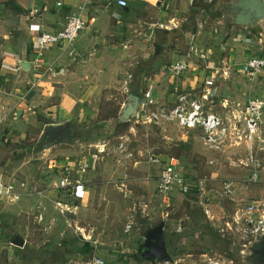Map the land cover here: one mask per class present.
<instances>
[{
	"label": "rangeland",
	"instance_id": "1",
	"mask_svg": "<svg viewBox=\"0 0 264 264\" xmlns=\"http://www.w3.org/2000/svg\"><path fill=\"white\" fill-rule=\"evenodd\" d=\"M178 2L176 0L175 4L180 6ZM220 2L216 0L210 4L202 1L200 8L204 9L201 11L190 6L188 0L185 11L175 15L179 21L177 26H174L175 21L170 22L176 28L166 31L163 29L168 26L169 16L161 19L160 9L147 8L142 13L143 18L159 23L155 27L143 23L145 33L149 26L154 29L153 36L146 34L149 37L146 38L144 35V41L150 39L145 41L149 56L143 58L138 53L144 54L142 45L137 51V63L126 65L124 73L113 86L106 88L97 98L88 100L96 105L97 119L90 126L77 128L73 143L47 146L40 141L45 124L60 121L58 111L53 107L60 100L58 91L38 92V97L44 98L45 102L40 104V112H34V109L30 111L36 118L35 122L32 120L33 124L24 122L13 128L8 121L0 125V174L4 179L18 180V186L23 193L25 191L21 201L10 205L2 213L0 264L22 263L16 259L14 239L17 236L25 241L24 246L29 249L72 248L66 262L56 261L52 264H89L96 253L110 264H146L147 259L142 258L140 253L147 242V234L161 224L169 236L175 238V233L180 234L175 248L185 245L188 251L223 253L236 264H264V259L251 260L249 253L243 256L233 253L241 248L238 237L229 244L221 241L216 233L199 230L215 222L207 215L197 194L183 196L173 192L165 197L157 189L159 169L167 162L177 160L191 179L208 178V193L213 195L215 191L212 188L218 189L222 180H243L247 175V169L238 160L244 156V151L234 147L210 150L199 130H183L168 122L157 124L130 119L126 122L128 125L123 126L120 121V112L132 88L138 89L139 94L144 96V91L152 84L154 105L166 107L175 104L179 93L190 91L196 96L202 93L204 81L211 70L207 67L212 60L209 58L213 53L211 50L220 48L225 42L224 34L228 24H231V19L223 16L224 5L217 7ZM216 7L221 9L219 17L215 16ZM216 18L217 21L219 18L223 20L222 23L217 22L219 28L215 24ZM202 21L206 23L200 27L198 23ZM263 26L264 21L258 24L260 28ZM197 27L203 28L199 38ZM246 31L249 36L253 35L254 30ZM191 45L195 46L193 50ZM173 47L183 56L186 55L189 63L187 70L179 75L172 72L176 61L169 50ZM165 49L168 52L165 53ZM221 51V59H225L227 51ZM162 54L165 55L156 63ZM145 68L147 70L144 72ZM235 72L240 76L239 71ZM188 73L197 74L194 80L191 79L195 82L194 86L180 84L179 80ZM221 79L217 83L222 94L213 96V102L208 103L220 114L224 112L220 99L225 98L230 90V84ZM126 80L129 81L128 90ZM237 83L239 90L247 88L245 78L240 76ZM258 87L254 86V92ZM120 135L127 139L132 157L118 161L119 157L113 151L104 155L98 152V148L105 143L117 144ZM213 158L216 163L209 164V159ZM85 160L89 161V168H84ZM83 171L87 172L93 186V192L84 203L75 201L69 189L60 187L63 177H69L72 181L75 175L80 177L78 174ZM53 188L58 190L54 196L51 195L50 205L45 201L44 194L35 195L45 189L51 192ZM262 197L264 182L256 183L249 189H238L235 195L236 202L244 203L248 198ZM220 202L223 207L217 205L216 200L209 207V213L216 216L235 213L236 206L229 199ZM42 212L45 218L39 222L36 216ZM180 224L183 229L177 232ZM257 241L260 243L261 239Z\"/></svg>",
	"mask_w": 264,
	"mask_h": 264
},
{
	"label": "crops",
	"instance_id": "2",
	"mask_svg": "<svg viewBox=\"0 0 264 264\" xmlns=\"http://www.w3.org/2000/svg\"><path fill=\"white\" fill-rule=\"evenodd\" d=\"M8 1L10 2L9 5L4 10H0V125L8 121L13 128L24 122L33 124L36 118L30 111L34 109V112H40L39 106L45 102L44 98L38 97V92L41 90H46L48 93L58 91L60 100L53 107L56 108L55 111H58L60 121L55 124L67 121L72 128L73 139L77 135V128L90 126L97 119L96 105L88 100L97 98L106 88L113 86L120 79L121 74L124 73L126 65L137 63L138 53L143 58L149 56L150 52H147L148 45L145 41H150V39L144 41V35L153 36L154 29L149 26L145 33L143 23L154 27L159 23L143 18L142 13L149 7L154 8V10L160 9L161 19L169 16L168 26L164 27L163 30H173L176 27H172L170 22L175 21L174 26H177L179 21L175 15L184 12L188 2V0H179L180 6H177L175 4L176 0H128L126 7H120L116 4H109L108 0ZM202 1L206 2L205 0H189V5H193L202 11L204 9L200 8ZM221 1L217 7H221L222 4L225 5L231 0H225V3L224 0ZM58 2H61V4L58 5ZM217 7L215 8V16L219 17L221 9H217ZM35 9H39L38 13L34 12ZM72 13H80L86 20V27L80 31L74 42V53L71 54L72 47L67 43L60 42L51 45L45 50L40 66L35 67L32 62L34 54L29 43L30 24L36 23L43 30L56 32L64 27L67 16ZM223 16L225 17V15ZM219 19L217 21L216 18V23L214 22L217 28H219L217 22H223L221 18ZM230 21L231 24H228L223 38L225 42L222 45L220 44V48H212L213 53L209 55L212 60L207 66L211 69H209L210 72H215L213 68L216 65L223 66L225 62L233 67L230 75L224 78V81L226 80L230 84V90L226 93L225 98L220 99L221 103L225 99L246 101L249 97L264 96V74L251 82L239 70L243 61L258 52L261 44L258 40L259 37H255L254 33L260 27L257 26L254 29L239 28L234 25L232 19ZM216 26L215 30L218 31ZM197 28L196 34L198 37L203 28ZM246 30H254L253 35L249 36ZM143 32L145 34H142ZM146 38L149 37L146 36ZM142 45L144 46V54L137 53ZM221 49L227 51L225 59H221ZM169 51L172 52L176 62L182 61L186 57V55L183 56L179 53L176 47ZM166 52H168L167 49H165ZM164 55L159 56L156 63ZM22 62L30 63L28 69L22 67ZM145 70L147 69L145 68L144 72ZM235 70L239 71L240 76L248 81L247 88L238 89L237 78L240 76L236 75ZM196 76L197 74L189 75L188 73L179 80L180 84L182 86H189L190 84L194 86L195 82L192 80ZM218 83L213 89L212 96L222 94ZM257 85L259 87L254 92L253 88ZM130 92L141 95L138 89L135 88H132ZM51 104L49 103V105ZM20 110L22 114L18 117ZM86 173L83 171L78 175L87 187V197L83 200L73 198L75 201L82 203L88 200L93 192L92 181ZM20 190L22 191L21 188ZM49 190H42L35 195L44 194L45 201H48L50 205L51 195L54 196L58 188H53L51 192ZM23 194L25 195V191ZM35 195L32 194L31 196L34 197ZM42 213L44 215V212ZM15 246L17 251L19 248V252H24L27 249L24 245ZM168 249L171 251L169 246Z\"/></svg>",
	"mask_w": 264,
	"mask_h": 264
},
{
	"label": "built area",
	"instance_id": "3",
	"mask_svg": "<svg viewBox=\"0 0 264 264\" xmlns=\"http://www.w3.org/2000/svg\"><path fill=\"white\" fill-rule=\"evenodd\" d=\"M213 3L216 0H205ZM109 4H116L126 7L128 0H108ZM61 2H58L60 5ZM39 9H35L38 13ZM200 27L204 23L201 22ZM86 27V20L80 13H72L67 16L66 24L56 32L46 31L39 24H30L29 43L34 54L33 64L39 67L45 54V50L60 42L67 43L72 47L71 54L74 53V42L80 31ZM255 37L261 44L258 52L240 64V72L251 82L264 74V26L255 30ZM193 50L194 45L190 46ZM189 67L186 59L176 62L172 66V72L179 75ZM204 81V88L200 95L192 92H182L178 94L177 101L171 107L164 105L157 106L152 97V84L144 91L145 104L141 107L139 119L154 123L168 122L178 126L183 130H199L202 133L204 144L210 150H223L226 147L239 148L244 151V156L238 160L247 169V175L242 179H224L220 182L218 189H213V195L208 193V178L199 177L191 179L184 168L177 160H172L164 164L158 173L157 189L159 194L165 197L176 192L179 195L187 196L192 193L200 197V204L204 207L207 215L215 222L211 226L216 231L221 241L230 244L232 239H237L241 248L235 255L243 256L252 253V247L259 243L257 239L264 238V197L257 199H247L244 203L236 202V192L238 189H249L250 186L264 182V96L249 97L246 101L228 100L222 102L224 112L219 113L213 110L208 103L213 102V89L220 78L230 75L233 70L232 65L224 63L223 66L216 65ZM132 75H129L131 77ZM128 90L129 81H125ZM138 119V120H139ZM117 153L118 161L130 158L133 152L128 148V141L125 136L120 135L119 141L115 145L103 144L98 148V152ZM158 161V159H156ZM209 164H215L216 159H209ZM88 160L84 161V168H89ZM72 177V176H71ZM72 181L69 177H63L60 182L62 189L67 188L71 196L77 200L87 197L88 191L85 183L79 176L75 175ZM23 192L18 186L16 179H4L0 174V213L10 205L16 204L23 198ZM229 199L232 205L236 206L235 213L229 216L225 213L222 216L209 213V207L217 200V205L223 207L220 201ZM220 200V201H219ZM211 214V216H210ZM36 218L39 222L44 220L43 213H39ZM130 227V226H129ZM183 229L180 224L177 232ZM249 250V252H247ZM89 264H110L104 257L94 254L90 258ZM146 264H236L235 261L227 257L226 254H217L212 251L195 252L188 251V248H175L170 251L169 260L152 261L147 260Z\"/></svg>",
	"mask_w": 264,
	"mask_h": 264
},
{
	"label": "water",
	"instance_id": "4",
	"mask_svg": "<svg viewBox=\"0 0 264 264\" xmlns=\"http://www.w3.org/2000/svg\"><path fill=\"white\" fill-rule=\"evenodd\" d=\"M224 15L232 19V22L239 28H256L258 24L264 21V0H231L224 5ZM22 67L28 69L29 62H22ZM146 98L141 95L129 92L127 95V103L122 107L120 112V121L125 123L130 119H139L141 107L145 104ZM22 114L21 110L18 117ZM48 133L57 137L54 141H50L47 146L57 144L73 143L71 125L67 123L45 125L40 141L46 137ZM2 214L0 213V218ZM14 244L18 246L24 245V240L17 236ZM142 258L152 261L169 260L170 251L167 246V236L164 225L161 224L157 228L150 230L147 234V242L141 253Z\"/></svg>",
	"mask_w": 264,
	"mask_h": 264
},
{
	"label": "trees",
	"instance_id": "5",
	"mask_svg": "<svg viewBox=\"0 0 264 264\" xmlns=\"http://www.w3.org/2000/svg\"><path fill=\"white\" fill-rule=\"evenodd\" d=\"M9 1L8 0H0V10H4L6 6L9 5ZM15 6V5H13ZM123 126H127L128 123H123L121 122ZM199 230H204L206 233L210 232L212 234H215L216 231L213 229L212 226H210L209 224L205 227H201V229ZM180 234L179 233H175V238L169 236L168 233H166L167 236V243L169 245V248L171 250L175 249L176 245V240L178 239V236ZM217 235V233H216ZM218 237V235H217ZM17 248V247H16ZM72 251V248L68 247V246H60V247H56L50 250H46V249H25L24 252H19V248L18 251L16 253V259L22 261L21 264H52L53 262L56 261H61L62 263L67 261V256L68 254H70ZM49 256V257H47ZM47 257V258H46Z\"/></svg>",
	"mask_w": 264,
	"mask_h": 264
},
{
	"label": "flooded vegetation",
	"instance_id": "6",
	"mask_svg": "<svg viewBox=\"0 0 264 264\" xmlns=\"http://www.w3.org/2000/svg\"><path fill=\"white\" fill-rule=\"evenodd\" d=\"M72 131V128H71ZM72 136H73V131H72ZM57 137L53 136L51 133H48L46 137L43 138V143L48 144L50 141H54ZM169 246V245H168ZM252 257L251 260L254 259H264V238L261 239L260 243L255 244L252 247ZM264 261V260H263Z\"/></svg>",
	"mask_w": 264,
	"mask_h": 264
}]
</instances>
